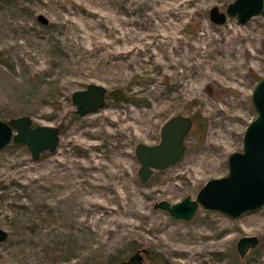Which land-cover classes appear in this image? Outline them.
<instances>
[{"label": "rangeland", "instance_id": "374dc122", "mask_svg": "<svg viewBox=\"0 0 264 264\" xmlns=\"http://www.w3.org/2000/svg\"><path fill=\"white\" fill-rule=\"evenodd\" d=\"M229 1L0 0V117L27 114L59 133L37 159L20 143L0 148V264H113L132 242L167 264H264V205L234 218L198 207L186 220L152 207L224 175L254 115L264 3L244 23L211 22L208 8ZM89 82L128 100L78 115L69 95ZM196 110L202 139L188 132L181 158L140 181L134 144ZM241 235L258 242L239 257Z\"/></svg>", "mask_w": 264, "mask_h": 264}, {"label": "water", "instance_id": "95a60500", "mask_svg": "<svg viewBox=\"0 0 264 264\" xmlns=\"http://www.w3.org/2000/svg\"><path fill=\"white\" fill-rule=\"evenodd\" d=\"M264 0H231L224 10L216 5L208 8L211 22L220 24L226 16H234L238 23L261 14ZM37 20L46 19L37 15ZM264 52V44L262 46ZM74 112L83 115L104 106L105 100H128L120 87L106 89L103 85L89 82L69 95ZM253 117L241 134V146L226 156L227 171L219 177L208 178L191 198L183 196L175 202L160 199L152 207L166 211L169 216L189 219L198 207L234 218L254 211L264 205V75L253 84L249 93ZM192 118L186 114H174L165 119L159 128L157 142L146 144L136 142L133 154L138 162L136 169L140 181H146L154 170H161L178 161L184 152V137L192 126ZM58 128L54 125L32 124L31 117L21 114L4 119L0 117V148L9 142L20 143L28 150L32 159L42 152H53L58 144ZM6 230L0 227V241L6 237ZM258 242L256 235H241L234 243L235 251L242 257ZM138 248L115 264H145Z\"/></svg>", "mask_w": 264, "mask_h": 264}, {"label": "trees", "instance_id": "16d2710c", "mask_svg": "<svg viewBox=\"0 0 264 264\" xmlns=\"http://www.w3.org/2000/svg\"><path fill=\"white\" fill-rule=\"evenodd\" d=\"M131 99V98H129ZM192 121L196 123V125H198L199 129H197L198 131H194L193 129H190V133H192L196 138H198L199 140L202 139L203 137V133H204V127H205V118L203 116L200 115V113L196 110L194 112H192V114H190ZM132 245L128 247V252L127 254L124 256L126 257L129 253L133 252L134 250L140 248V247H145L137 242H132ZM147 252L144 255V262L145 264H167L164 257L162 256V254L158 251L155 250H151L148 247H145ZM118 258L116 259L113 264H115L118 260L124 258ZM240 259H237L238 264H240Z\"/></svg>", "mask_w": 264, "mask_h": 264}, {"label": "flooded vegetation", "instance_id": "af4514ba", "mask_svg": "<svg viewBox=\"0 0 264 264\" xmlns=\"http://www.w3.org/2000/svg\"><path fill=\"white\" fill-rule=\"evenodd\" d=\"M140 248H144V249H145V252H142V253H141V255H142V260H143V263H145V262H144V260H145V258H144V255H145V253L147 252V250H146V248H145V247H140Z\"/></svg>", "mask_w": 264, "mask_h": 264}]
</instances>
